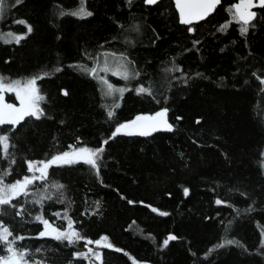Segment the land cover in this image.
Here are the masks:
<instances>
[{"label":"trees","instance_id":"16d2710c","mask_svg":"<svg viewBox=\"0 0 264 264\" xmlns=\"http://www.w3.org/2000/svg\"><path fill=\"white\" fill-rule=\"evenodd\" d=\"M234 2L222 0L221 7ZM58 5L74 10L79 0H24L19 5L14 0L0 22L2 30L18 34L27 30L15 23L17 19L28 21L34 28L20 45L0 42V74L19 79L48 71L50 77L38 83L50 99L46 109L57 118L26 120L13 133L17 147L12 151L17 164L8 181L29 174L24 159H47L58 151H67L68 145L79 147L77 138L83 146L97 147L116 123L150 114L161 106L170 107L169 119L178 131L155 133L147 138L118 137L107 146L100 178L83 164L50 169L49 180L66 185L67 199L65 204L46 202L45 217L66 227V220L52 216V212L63 214L67 201H71L69 215L87 238L95 240L108 235L113 244L142 264H264V256L256 254L264 252L259 247L264 229V210H259V202L264 200V169H260L258 157L260 146L264 145V86H259L251 75L264 70V22L247 39L239 35L234 24L227 34L219 33L218 27L229 16L218 8L202 26H196L193 36L179 24L171 0H162L152 7L135 0L131 10L126 0H87L88 9L95 15L85 20L59 18ZM141 19L146 28L156 29L163 37L152 47L150 32L128 35L138 40L137 47L130 50L131 58L147 75L127 84L114 76L108 78L117 87L136 88L141 81L152 82L160 99L168 97V102L161 105L149 97L126 92L115 120L106 122L99 85L68 65L85 63L91 67L92 61L86 60L83 52L98 53L101 44L108 51L126 50L114 39L120 32L116 22L128 26ZM193 39L202 44L194 48ZM190 48L192 51H188ZM173 57L188 76V87L180 83V73L173 77L164 72L165 67H171L169 61ZM57 66L64 71L54 72ZM197 73L203 77H197ZM61 88H67L70 97L60 95ZM6 99L18 103L11 94ZM177 115L183 116V121H176ZM61 118L64 124L59 123ZM198 118L205 123L195 124ZM193 140L197 143L193 144ZM224 153L230 161L225 160ZM5 167L7 161L0 157V168ZM184 188L190 189L188 196L184 195ZM245 190L251 199L240 195ZM129 199L134 203L129 204ZM217 199L233 207L217 205ZM253 201L258 210L245 213ZM146 204L171 215L160 217ZM28 207L36 214L38 206ZM235 209H240L239 215ZM94 212L97 214L92 215ZM2 219L17 235L35 237L43 229L38 222L25 223L20 217L13 219L11 214ZM25 220L31 221V217L26 216ZM169 234L179 239L164 249L163 240ZM225 238L241 241L252 254L229 246L204 259ZM18 246L28 247L30 259L42 260L44 264H68L73 251L95 249V245L85 246L83 241L78 249H73L50 239H25ZM37 248L43 250L37 253ZM101 251L104 264H132L123 252Z\"/></svg>","mask_w":264,"mask_h":264},{"label":"snow or ice","instance_id":"6c2138e0","mask_svg":"<svg viewBox=\"0 0 264 264\" xmlns=\"http://www.w3.org/2000/svg\"><path fill=\"white\" fill-rule=\"evenodd\" d=\"M24 3V0H15V5ZM129 10L135 5V0H126ZM145 5L154 6L160 3V0H143ZM175 8L179 13L178 22L181 25L186 26V31L193 36L197 33V25H201L202 21H208V18L217 13L218 8L222 11H226L229 19L222 23L217 31L219 33L227 34V30L234 24L238 26L239 35L247 39L250 32L257 30L261 23L264 22V0H235L226 8H222V0H174ZM58 17L63 18L65 16H71L79 20H85L91 18L95 13L88 9L87 0H79V6L74 10H65L57 6ZM6 9L5 0H0V20L4 19ZM135 21L136 18L134 17ZM17 25H24L26 33L18 34L13 31L0 32V42L4 44H16L20 45L22 41L26 40L30 36L34 28L24 19H17L15 21ZM117 36L114 38L119 40L120 43L126 46L124 51H108L104 50L105 45H99L100 51L98 53H91L85 50L83 56L86 60L92 61V66L89 67L85 63L69 64L68 67L79 72L80 74L95 80L99 85L101 100V107L106 113L107 120L110 122L117 117V110L121 108L122 101L126 92H135L137 96L149 97L157 104H167L168 97L163 100L160 99L159 91L153 87V83L149 82L145 84L141 81L139 87H117L109 80V76H114L127 83L132 81H140L141 76L147 75L144 70L137 67V62L131 58V49H135L138 44V40L135 38H128L129 33L135 32L136 34L143 36L146 33L151 34L150 45L156 46V42L163 39V37L154 28H146L143 21L133 22L126 26L124 23H119ZM202 26V25H201ZM112 41H109L111 43ZM202 44L199 39H193V47H197ZM247 46V44H246ZM225 49H221L224 51ZM192 51V49H188ZM249 55H252L251 49H249ZM10 63V61H6ZM150 63V62H149ZM169 63L171 67H165L164 72L170 76H175L176 73H180V83L184 87L190 85L188 76L184 75V70L181 68L173 57ZM64 68L57 66L54 68V72H63ZM259 82V86H264V70L257 74V71L251 73ZM197 77L202 78V73H197ZM50 77L48 71H41L34 75H30L26 78L12 79L11 77L0 74V157L4 161H7V167L0 168V264H44L42 260L30 259L31 250L28 247L18 246L19 242L25 239H50L56 241L58 244L65 247L78 249L80 242L83 241L85 246L95 245L93 247H87V251L75 250L71 254V259L68 264H76L77 261H87V264H104V254L102 249H109L111 251L120 253L123 252L127 256L132 264H142L141 261L136 260L128 252L122 248L117 247L110 240L108 235H102L98 239L87 238L76 227V221L69 215V208L71 201H67L68 207L63 214L58 211L52 212V216L56 218H63L66 220L67 226L62 228L55 223L50 222L45 217V203L48 201H55L57 203L65 204L66 185L59 183L58 181L49 180V170L54 166L62 168L65 166H73L77 164L87 165L94 171L97 178H100L102 162L105 160V153L107 146L110 142L116 141L118 137H152L155 133H175L178 128L173 122H170L169 112L170 107L161 106L159 110H156L150 114H138L134 119L116 123L114 130L111 131L107 138H104L100 145L97 147L83 146V141L77 138V144L81 145H68L67 151H58L51 155L47 159H24L27 165V173L22 175V178H15L13 181H8V177L13 174V166L17 164V157L14 150L17 145L14 143L13 133L17 132V128L22 125L26 120L43 121V120H55V116L51 115L46 109L45 105L50 104L49 97L42 93L39 81H42ZM169 91L171 90L169 86ZM11 94L15 101L18 103L8 102L6 96ZM60 95L64 98L70 97L71 93L67 88H61ZM183 116H175L176 121H183ZM60 124H64L65 120L59 119ZM205 121L203 118L195 120V124L203 125ZM9 126V127H4ZM18 138V133H17ZM217 140L220 137H216ZM193 144L197 141L193 140ZM55 146V145H54ZM203 147L204 145H199ZM142 150V149H141ZM183 153H181V157ZM260 159L259 167L264 169V145L260 146L258 152ZM226 161H230V156L224 153ZM23 159V158H22ZM100 183L103 184V179H100ZM184 195L188 196L190 193L189 188L183 189ZM240 195L248 199H251L249 193L240 191ZM126 199L125 197H121ZM129 204H133L134 201L128 200ZM217 205L225 204L227 207H233L231 204H226L224 200L217 199L215 201ZM260 209L264 210V200L260 202ZM38 206L36 214H33L32 209ZM151 209V212L156 213L160 217H168L171 215L167 211H161L157 207L151 205H144ZM237 214H240V209H235ZM256 202L253 201L252 205L244 210L245 213H252L257 211ZM12 215L20 217L25 223L38 222L43 226V229L38 232L35 237L25 235H17L14 233L12 226L5 223L3 217ZM97 213H92L96 215ZM31 217V221L25 220V217ZM82 223V222H81ZM135 223V222H133ZM260 235L262 237L260 242V249H264V229L261 230ZM153 241L155 238H152ZM179 237L174 234H169L166 239L163 240V248L167 249L170 242L177 241ZM229 246H235L242 249L245 253L251 255L246 245L236 239L225 238L223 242L218 243L205 254L204 259H209L213 252L218 249H224ZM43 249L37 248V253ZM257 255L264 256V252H257ZM194 255V254H193Z\"/></svg>","mask_w":264,"mask_h":264},{"label":"rangeland","instance_id":"374dc122","mask_svg":"<svg viewBox=\"0 0 264 264\" xmlns=\"http://www.w3.org/2000/svg\"><path fill=\"white\" fill-rule=\"evenodd\" d=\"M14 0H5L6 3V9H5V14L7 13V11L9 10L10 6L13 4ZM5 16V15H4ZM1 22V20H0ZM0 32H4L6 33L7 31H4L0 28Z\"/></svg>","mask_w":264,"mask_h":264},{"label":"water","instance_id":"95a60500","mask_svg":"<svg viewBox=\"0 0 264 264\" xmlns=\"http://www.w3.org/2000/svg\"><path fill=\"white\" fill-rule=\"evenodd\" d=\"M161 1H162V0H160V2H161ZM171 1H172L173 4H174V0H171ZM147 6H149V5H147ZM154 6H155V5H154ZM174 6H175V4H174ZM151 7H152V6H151ZM175 9H176V8H175ZM176 11H177V10H176ZM177 13H178V11H177ZM178 17H179V13H178ZM209 18H210V17H209ZM209 18H208V19H209ZM202 22H204V21H202ZM202 22H201V23H202ZM183 26H184V25H183Z\"/></svg>","mask_w":264,"mask_h":264}]
</instances>
